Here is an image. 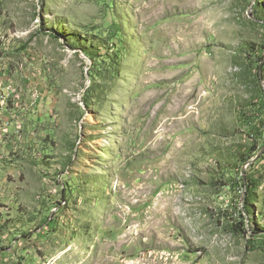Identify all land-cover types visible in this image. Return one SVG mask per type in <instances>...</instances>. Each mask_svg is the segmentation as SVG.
Wrapping results in <instances>:
<instances>
[{
    "label": "rangeland",
    "instance_id": "374dc122",
    "mask_svg": "<svg viewBox=\"0 0 264 264\" xmlns=\"http://www.w3.org/2000/svg\"><path fill=\"white\" fill-rule=\"evenodd\" d=\"M4 81L0 264H264V0H0Z\"/></svg>",
    "mask_w": 264,
    "mask_h": 264
},
{
    "label": "built area",
    "instance_id": "2783aa9c",
    "mask_svg": "<svg viewBox=\"0 0 264 264\" xmlns=\"http://www.w3.org/2000/svg\"><path fill=\"white\" fill-rule=\"evenodd\" d=\"M0 88L3 89V90H4V89H8V90H10V89H11V85H10V84H7V83L4 81L2 84H0ZM259 105H264V100L261 101V102L259 103ZM0 108H5L6 110H8L6 103L1 102V101H0ZM261 119L264 120V116H263ZM262 140H264V138H263ZM260 141H261V140H260Z\"/></svg>",
    "mask_w": 264,
    "mask_h": 264
},
{
    "label": "bare ground",
    "instance_id": "6f19581e",
    "mask_svg": "<svg viewBox=\"0 0 264 264\" xmlns=\"http://www.w3.org/2000/svg\"><path fill=\"white\" fill-rule=\"evenodd\" d=\"M263 112H264V106H263ZM264 131V130H263Z\"/></svg>",
    "mask_w": 264,
    "mask_h": 264
},
{
    "label": "trees",
    "instance_id": "16d2710c",
    "mask_svg": "<svg viewBox=\"0 0 264 264\" xmlns=\"http://www.w3.org/2000/svg\"><path fill=\"white\" fill-rule=\"evenodd\" d=\"M246 211H248V212H249L250 210L248 209V210H246Z\"/></svg>",
    "mask_w": 264,
    "mask_h": 264
},
{
    "label": "water",
    "instance_id": "95a60500",
    "mask_svg": "<svg viewBox=\"0 0 264 264\" xmlns=\"http://www.w3.org/2000/svg\"><path fill=\"white\" fill-rule=\"evenodd\" d=\"M264 150V149H263Z\"/></svg>",
    "mask_w": 264,
    "mask_h": 264
}]
</instances>
